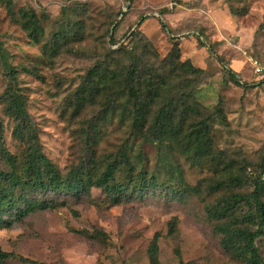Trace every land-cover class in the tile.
<instances>
[{"label":"rangeland","instance_id":"374dc122","mask_svg":"<svg viewBox=\"0 0 264 264\" xmlns=\"http://www.w3.org/2000/svg\"><path fill=\"white\" fill-rule=\"evenodd\" d=\"M23 6L48 15L43 42L31 41L9 15L5 0H0V41L9 62L20 69L43 151L63 173L91 155L83 130L100 107L77 114L70 100L86 70L110 47L128 44L143 53L147 40L162 60L178 44L180 59L204 70L197 103L212 111L219 107L222 116L208 121L211 154L200 159L176 140L159 147L134 138L128 127L106 117L95 147L98 162L127 144L140 163L137 171L158 176L160 189L123 197L118 204L99 188L90 195L61 196L65 205L33 211L12 227L0 228L1 250L14 254L0 264H151L149 246L157 233L160 264H246L225 251L217 221L208 215L231 190L212 194L208 185L232 171L257 177L264 164V73H256L251 62L264 64V0H13L15 11ZM76 13L85 22L84 39L63 42L59 54L50 58L44 45ZM229 69L239 83L231 80ZM5 87L0 58V125L6 145L17 152L12 120L4 112ZM164 156L172 168L162 166ZM118 176L124 179V170ZM232 189L246 193L252 186ZM247 210L243 206L241 213ZM97 231L104 236H96ZM258 246L264 257V238Z\"/></svg>","mask_w":264,"mask_h":264},{"label":"trees","instance_id":"16d2710c","mask_svg":"<svg viewBox=\"0 0 264 264\" xmlns=\"http://www.w3.org/2000/svg\"><path fill=\"white\" fill-rule=\"evenodd\" d=\"M5 1L9 15L31 41L43 42L44 21L48 15L24 6L15 11L13 0ZM76 14L62 24L48 47L44 45L50 58L59 54L63 42L84 39L85 22ZM133 34L139 35L140 31ZM111 42L116 43L114 34ZM142 47L143 53L128 44L116 49L110 47L82 76L70 104L77 114L86 107H100L83 130L91 155L63 173L43 151L38 126L29 111L28 94L20 84V69L9 62L0 41V58L6 76L2 93L4 112L12 120L11 134L19 143V150L12 152L6 145L4 128L0 125V228L12 227L15 221L33 211L65 205L66 200H60L61 196L90 195L93 188L101 189L115 204L129 195L160 189L158 176H148L146 169L137 171L140 163L127 150V144L117 155L98 162L95 147L99 144L97 138L103 133L100 121L106 117L120 121L121 127H128L132 137L157 142L159 147L176 140L199 159L211 154L213 139L208 121L221 117L222 110L219 107L214 111L203 109L196 101V87L204 70L190 61L181 60L178 44L162 60L153 53L149 41L146 40ZM22 68L26 73H33L28 67ZM229 74L233 82H240L235 71L229 69ZM161 162L164 168L173 167L167 156L161 158ZM122 170L124 179L118 176ZM248 170L253 174L252 169ZM246 184L252 186L250 192L232 189ZM208 188L212 194L231 190L208 209L209 217L217 221L216 230L222 237L225 251L246 264H264L258 246V241L264 238V164L257 177L250 179L243 173L232 171L227 178L215 180ZM243 206L248 210L241 213ZM175 231L176 225L172 222L170 233ZM82 233L89 234V231ZM95 235L104 236L101 231ZM159 239L157 233L149 246L151 264H160ZM13 255L0 248V263Z\"/></svg>","mask_w":264,"mask_h":264},{"label":"built area","instance_id":"2783aa9c","mask_svg":"<svg viewBox=\"0 0 264 264\" xmlns=\"http://www.w3.org/2000/svg\"><path fill=\"white\" fill-rule=\"evenodd\" d=\"M252 67L254 71L258 74H263L264 73V64L259 62L257 59H252Z\"/></svg>","mask_w":264,"mask_h":264}]
</instances>
